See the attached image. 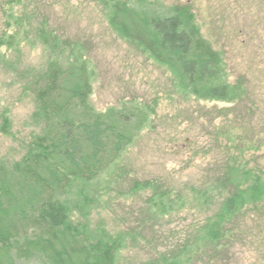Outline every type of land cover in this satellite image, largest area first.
Listing matches in <instances>:
<instances>
[{
    "label": "rangeland",
    "instance_id": "1",
    "mask_svg": "<svg viewBox=\"0 0 264 264\" xmlns=\"http://www.w3.org/2000/svg\"><path fill=\"white\" fill-rule=\"evenodd\" d=\"M119 5L137 22L189 12L196 48L207 46L218 59L209 85L228 86V98H206L204 88L181 82L121 38L109 21ZM54 62L82 69L90 107L131 137L85 188L94 200L91 224L127 236L122 261L264 264V201L223 223L215 242L201 240L223 199L251 186L247 178L261 175L264 185V0H0V114L10 122L7 134L0 129L1 169L19 162L41 131L32 84ZM145 181L170 197L160 210L147 203L150 191H131ZM63 192L48 193L43 209ZM7 230L13 257L4 261L0 253V262L39 264L27 241L46 236L45 227L30 220Z\"/></svg>",
    "mask_w": 264,
    "mask_h": 264
},
{
    "label": "trees",
    "instance_id": "2",
    "mask_svg": "<svg viewBox=\"0 0 264 264\" xmlns=\"http://www.w3.org/2000/svg\"><path fill=\"white\" fill-rule=\"evenodd\" d=\"M113 9L109 21L121 38L141 46L149 58L177 73L181 82L204 88L206 98H228V86L209 85L217 78L218 59L207 46L196 48L199 39L189 12L173 10L166 17L140 18L141 22H137L125 5ZM51 65L46 73L52 71L51 74L41 76L37 85L32 84L36 104L33 117L42 125L41 131L32 135L19 162L9 170L0 168L1 258L8 261L13 257L14 239L7 229L34 220L47 232L46 236L27 241L36 249L35 257L41 258L39 264H131L121 259L127 236L109 230L103 223L91 224L89 213L94 200L85 192L102 169L101 161L118 156L131 137L112 125L107 114L96 113L90 107V85L82 69L70 65L60 70L59 63ZM0 121L1 132L7 134L9 118L0 114ZM243 177L247 178L245 174ZM247 179L251 186L237 187L223 199L218 213L202 227L201 240L215 242L223 223L242 209H253L264 201L261 175ZM72 186L75 195L69 198L72 192L66 191ZM157 187L149 181L135 182L131 191H150L147 203L160 210L156 205L170 197ZM61 189L65 194L61 198L55 195L43 209L46 195Z\"/></svg>",
    "mask_w": 264,
    "mask_h": 264
}]
</instances>
